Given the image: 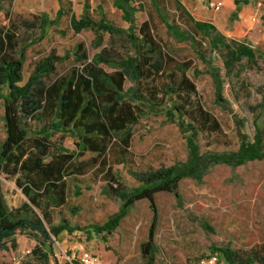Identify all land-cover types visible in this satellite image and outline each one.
I'll return each mask as SVG.
<instances>
[{
	"label": "rangeland",
	"instance_id": "obj_1",
	"mask_svg": "<svg viewBox=\"0 0 264 264\" xmlns=\"http://www.w3.org/2000/svg\"><path fill=\"white\" fill-rule=\"evenodd\" d=\"M218 3L221 5L216 9ZM131 5L136 27L148 21L166 54L178 63L191 62L186 75L195 84L196 99L222 129L218 134H199L195 141L200 150L235 152L244 135L251 142L256 135L264 142V0H131ZM85 8L96 23L104 16L117 29L125 31L129 26L113 0H0V23L4 30L14 34L17 44L13 54L22 59L19 85L25 84L33 65L52 51L63 60L46 82L81 68L96 55L115 61L135 57L125 35L110 36L90 29L75 31L71 20H79ZM42 15L50 22L41 27ZM23 21L29 23L28 27ZM193 21L212 24L215 33L232 48L238 44L251 47L254 58L243 56L227 70L222 47L212 45V35L195 31ZM175 30L192 39L179 37ZM98 66L105 72L116 69L103 62ZM162 80L165 79L143 76L135 80L127 76L123 98L143 110L137 123L128 126V148L124 149L122 135H118L105 156L106 165H100V157L90 152L72 160L63 175L65 202L57 205L44 197L35 210L40 216L48 213L47 228L56 230L57 235H51L44 244L26 235L15 237V249L8 243L7 250H0V264H58L59 258L54 255H58L59 248L70 254H95L106 264H196L200 256L208 253H216L220 264H227L218 250L244 251L264 242V159L240 166L214 165L200 181L182 180L178 197L174 193L156 194V251L152 263L140 249L147 240L152 218L148 201L136 202L111 234L95 229L121 206V201L111 194V185L132 189L137 186L132 172L169 167L187 159L190 133L180 119L168 118L171 103L153 109L142 99L148 95V87L157 86ZM216 81L221 84L223 103L215 101ZM20 122L29 131L30 140L24 145V158L29 160L35 156L30 141L39 137L43 122L37 114L33 117L22 112ZM3 139L0 97V144ZM78 141L76 133L62 141L55 134L50 138L51 147L44 161L59 153L77 152ZM80 161L88 162L81 174L73 170ZM108 166L111 172L105 174ZM17 178L26 182L21 172L0 176L6 202L12 208L27 201L16 185ZM35 248L46 258L35 254Z\"/></svg>",
	"mask_w": 264,
	"mask_h": 264
},
{
	"label": "trees",
	"instance_id": "obj_2",
	"mask_svg": "<svg viewBox=\"0 0 264 264\" xmlns=\"http://www.w3.org/2000/svg\"><path fill=\"white\" fill-rule=\"evenodd\" d=\"M114 6L122 11L123 19L128 23L125 31L117 29L104 16L98 23L92 21L85 8L79 20L72 19L71 26L75 31L90 29L101 30L110 36L125 35L136 53L134 58L115 61L96 55L92 62L85 63L81 68H73L67 74L60 75L46 82L56 71V65L63 60L50 52L39 59L34 65L24 85L22 81V59L13 54L17 42L13 33L4 30L0 23V97L3 100L4 139L0 144V176H14L21 172L26 178L23 183L18 178L16 185L27 201L19 207H9L0 179V250H7L8 243L16 248L15 237L26 235L44 244L57 231L48 229L50 218L47 212L40 216L35 210L40 208V200L46 198L57 205L65 202L66 186L63 175L72 160L90 152L100 157V165H106L105 156L112 149L113 139L122 135L120 141L124 149L129 146L131 134L128 126L137 123L143 110L138 105L127 101L124 96V84L127 76L135 80L156 77L162 80L157 86L147 88L148 95L142 96L144 103L153 109H159L171 103L167 112L169 119H180L186 131L187 159L169 167H160L150 171L132 172L137 186L123 189L110 186L111 194L121 201L116 214L102 226L95 229L111 234L126 217L134 204L141 200L149 203L152 212L148 228L147 240L140 246L142 255L153 262L154 235L157 219L155 196L158 193H174L178 197L179 183L184 179L200 181L209 168L218 164L240 166L251 161L264 159V142L256 135L253 142L244 135L239 141L235 152H202L195 139L201 133H222L218 120L209 113L196 99V87L186 75L191 67L190 61L178 63L166 54L160 43L153 36L150 23L143 21L138 27L134 24L131 0H113ZM1 14V13H0ZM60 12L57 13L59 18ZM50 22L45 15L41 18V27ZM28 27V22H22ZM195 31L203 35H212L214 47L224 50V66L230 70L241 57L253 59L251 47L238 44L235 48L225 43L223 37L215 33V27L208 22L193 21ZM137 32V33H136ZM176 34L189 39L184 33ZM192 39V38H191ZM106 63L116 69L105 72L98 66ZM197 73V72H196ZM212 76L216 77L215 74ZM157 82V81H156ZM215 101L223 103L221 84L216 81ZM264 101V96H263ZM30 116L37 114L43 122L38 131L39 137L31 139V147L35 151L32 159H25V143L29 139V131L21 125L20 113ZM77 134L79 141L75 144L77 152L59 153L49 161H44L51 147L50 138L59 134L62 141L68 135ZM87 161H80L73 168L81 174ZM107 167L105 174H110ZM112 182L115 179L112 178ZM40 244V245H41ZM216 250V249H215ZM227 264H264V242L244 251L229 248L218 250ZM35 254L46 258L39 248Z\"/></svg>",
	"mask_w": 264,
	"mask_h": 264
},
{
	"label": "built area",
	"instance_id": "obj_3",
	"mask_svg": "<svg viewBox=\"0 0 264 264\" xmlns=\"http://www.w3.org/2000/svg\"><path fill=\"white\" fill-rule=\"evenodd\" d=\"M221 3H218L215 8L218 9ZM59 258L58 264H106L102 259L91 253L82 252L78 255L75 253H68L66 250L59 248L58 255H54ZM196 264H220L219 257L216 253H208L200 256L197 259Z\"/></svg>",
	"mask_w": 264,
	"mask_h": 264
},
{
	"label": "crops",
	"instance_id": "obj_4",
	"mask_svg": "<svg viewBox=\"0 0 264 264\" xmlns=\"http://www.w3.org/2000/svg\"><path fill=\"white\" fill-rule=\"evenodd\" d=\"M55 253V252H54Z\"/></svg>",
	"mask_w": 264,
	"mask_h": 264
}]
</instances>
